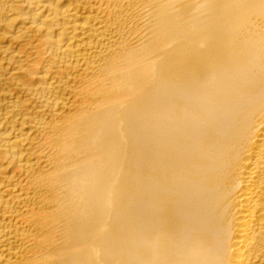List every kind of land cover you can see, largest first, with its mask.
Masks as SVG:
<instances>
[{
    "label": "bare ground",
    "instance_id": "obj_1",
    "mask_svg": "<svg viewBox=\"0 0 264 264\" xmlns=\"http://www.w3.org/2000/svg\"><path fill=\"white\" fill-rule=\"evenodd\" d=\"M0 264H264V0H0Z\"/></svg>",
    "mask_w": 264,
    "mask_h": 264
}]
</instances>
